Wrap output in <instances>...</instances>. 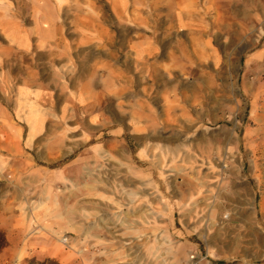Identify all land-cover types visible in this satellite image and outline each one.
<instances>
[{"label":"rangeland","instance_id":"rangeland-1","mask_svg":"<svg viewBox=\"0 0 264 264\" xmlns=\"http://www.w3.org/2000/svg\"><path fill=\"white\" fill-rule=\"evenodd\" d=\"M110 6L0 0V264H264V0Z\"/></svg>","mask_w":264,"mask_h":264},{"label":"trees","instance_id":"trees-1","mask_svg":"<svg viewBox=\"0 0 264 264\" xmlns=\"http://www.w3.org/2000/svg\"><path fill=\"white\" fill-rule=\"evenodd\" d=\"M7 245V240L4 232L0 229V252ZM28 264H59L56 260L45 258L43 261L30 260Z\"/></svg>","mask_w":264,"mask_h":264},{"label":"crops","instance_id":"crops-1","mask_svg":"<svg viewBox=\"0 0 264 264\" xmlns=\"http://www.w3.org/2000/svg\"><path fill=\"white\" fill-rule=\"evenodd\" d=\"M114 2H115V0H110V3H111V6L113 7V5H114ZM110 6V7H111ZM57 11H55L54 12V14H53V12H52V14H50V16H48L47 14H45V15H43V13L41 14V12H39L38 13V23H39V21L40 20H42V17H44L45 16V19H46V21L48 22V24H49V30L50 31H52L53 30V26H55V22H56V17H57V13H56ZM1 229V228H0Z\"/></svg>","mask_w":264,"mask_h":264}]
</instances>
